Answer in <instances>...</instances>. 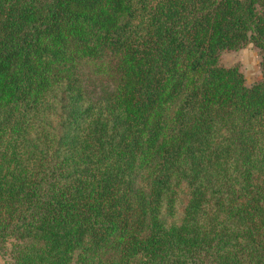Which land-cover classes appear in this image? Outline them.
<instances>
[{"label": "trees", "instance_id": "1", "mask_svg": "<svg viewBox=\"0 0 264 264\" xmlns=\"http://www.w3.org/2000/svg\"><path fill=\"white\" fill-rule=\"evenodd\" d=\"M0 254L264 264V0H0Z\"/></svg>", "mask_w": 264, "mask_h": 264}, {"label": "rangeland", "instance_id": "2", "mask_svg": "<svg viewBox=\"0 0 264 264\" xmlns=\"http://www.w3.org/2000/svg\"><path fill=\"white\" fill-rule=\"evenodd\" d=\"M220 65L224 68L237 67L243 76L246 87H252L261 80L260 56L258 51L252 46L247 45L239 51H225L220 56ZM90 90L96 93L108 91L106 82L90 84ZM7 255L0 254V264H7Z\"/></svg>", "mask_w": 264, "mask_h": 264}]
</instances>
